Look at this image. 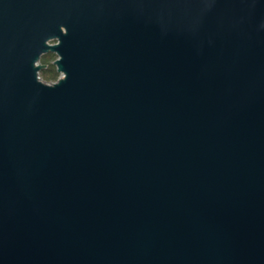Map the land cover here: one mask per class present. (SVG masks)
<instances>
[{"label": "water", "instance_id": "1", "mask_svg": "<svg viewBox=\"0 0 264 264\" xmlns=\"http://www.w3.org/2000/svg\"><path fill=\"white\" fill-rule=\"evenodd\" d=\"M0 264H264V0H0Z\"/></svg>", "mask_w": 264, "mask_h": 264}, {"label": "trees", "instance_id": "2", "mask_svg": "<svg viewBox=\"0 0 264 264\" xmlns=\"http://www.w3.org/2000/svg\"><path fill=\"white\" fill-rule=\"evenodd\" d=\"M52 56H53V54L44 53L40 57L41 62L47 63V68H44L39 73L41 78L45 81L53 80L57 77V74L54 70V67L51 64H49L50 59L53 58Z\"/></svg>", "mask_w": 264, "mask_h": 264}, {"label": "flooded vegetation", "instance_id": "3", "mask_svg": "<svg viewBox=\"0 0 264 264\" xmlns=\"http://www.w3.org/2000/svg\"><path fill=\"white\" fill-rule=\"evenodd\" d=\"M49 53H50V52H49ZM50 54H53V53H50ZM53 56H54V57L50 59L49 64H51V65L54 67V70H55V66L52 64V61H53V59L55 58V54H53ZM39 62L43 65V67L38 71V75H39V73H40L41 70H43L44 68H47V63H45V62H41V61H39ZM55 72H56V70H55ZM56 74H57V77H58L59 74H58L57 72H56ZM57 77H56V78H57ZM56 78H55V79H56ZM55 79H53V80H55Z\"/></svg>", "mask_w": 264, "mask_h": 264}, {"label": "rangeland", "instance_id": "4", "mask_svg": "<svg viewBox=\"0 0 264 264\" xmlns=\"http://www.w3.org/2000/svg\"><path fill=\"white\" fill-rule=\"evenodd\" d=\"M52 57H54V56H52ZM40 76V75H39ZM41 77V76H40ZM43 80V79H42ZM50 81V80H49Z\"/></svg>", "mask_w": 264, "mask_h": 264}, {"label": "bare ground", "instance_id": "5", "mask_svg": "<svg viewBox=\"0 0 264 264\" xmlns=\"http://www.w3.org/2000/svg\"><path fill=\"white\" fill-rule=\"evenodd\" d=\"M39 76V75H38ZM40 77V76H39ZM41 78V77H40ZM42 79V78H41Z\"/></svg>", "mask_w": 264, "mask_h": 264}]
</instances>
